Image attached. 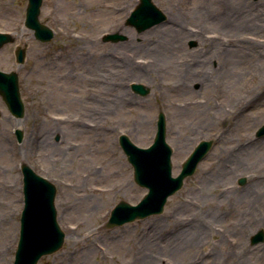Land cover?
I'll return each instance as SVG.
<instances>
[{
  "label": "rangeland",
  "instance_id": "obj_1",
  "mask_svg": "<svg viewBox=\"0 0 264 264\" xmlns=\"http://www.w3.org/2000/svg\"><path fill=\"white\" fill-rule=\"evenodd\" d=\"M138 1L43 0L54 37L42 42L24 25L28 0H0V31L15 35L0 69L18 71L26 104L16 118L0 95V264L17 248L23 163L56 184L65 232L38 264H264V240L251 242L264 230V0H153L166 19L141 32L127 23ZM114 32L126 37L103 40ZM160 111L174 175L201 140L214 146L163 212L107 227L120 200L147 192L119 136L149 146ZM202 225L207 235L183 241Z\"/></svg>",
  "mask_w": 264,
  "mask_h": 264
},
{
  "label": "water",
  "instance_id": "obj_2",
  "mask_svg": "<svg viewBox=\"0 0 264 264\" xmlns=\"http://www.w3.org/2000/svg\"><path fill=\"white\" fill-rule=\"evenodd\" d=\"M42 2L43 0H28L25 26L34 30V35L38 40L48 42L53 38L54 31L42 23L39 18ZM165 19V13L153 0H139L128 16L127 23L141 32ZM125 37L124 34L114 32L105 34L103 40L117 41ZM14 41L13 33L0 32V48ZM25 57L26 48L18 47L16 49L17 62L23 64ZM132 89L141 95L149 92V89L140 83H133ZM0 95L15 117L22 118L25 115L19 73L16 70L7 72L0 69ZM1 114L0 110V116ZM256 135L264 136V124L258 128ZM16 136L19 141H22L23 132L19 128L16 129ZM119 143L133 166L135 181L148 191L136 204L120 200L111 210L106 223L110 228L163 212L168 197L183 186L186 177L195 173L199 163L214 146V140H201L182 164L179 174L174 176L173 149L167 141V120L163 111L158 114L157 130L150 146H138L127 134L119 136ZM21 169L24 207L20 218L19 240L12 264H38L43 256L59 250L65 241V232L58 222L55 203L57 186L26 163L21 165ZM240 182H244V178ZM263 240V229L251 238L252 243Z\"/></svg>",
  "mask_w": 264,
  "mask_h": 264
},
{
  "label": "bare ground",
  "instance_id": "obj_3",
  "mask_svg": "<svg viewBox=\"0 0 264 264\" xmlns=\"http://www.w3.org/2000/svg\"><path fill=\"white\" fill-rule=\"evenodd\" d=\"M138 65H140V64H138ZM144 73H145L144 70H137V71H135V74L136 75L138 74L137 76H141V77L146 76ZM156 125H157V122H156ZM49 140H50L49 137H46V135H44L43 141L44 142H48ZM256 149L257 148H253V152H256L255 151ZM236 162H237V164H236ZM232 164H234L235 167H234V165L232 166ZM239 164H240L239 160H237V159L235 160V158H234L232 160V163H231V166L230 167L235 169L236 167L239 166ZM233 173H234V171H233ZM204 226L205 225H202V227L200 226L193 233H191V232H184V234H183L184 235L183 241L185 243L192 242L194 244L195 241H198L204 235H207L208 234V228H206V226L205 227ZM144 264H157V262L155 260H151V254H150V258H146L145 261H144Z\"/></svg>",
  "mask_w": 264,
  "mask_h": 264
}]
</instances>
